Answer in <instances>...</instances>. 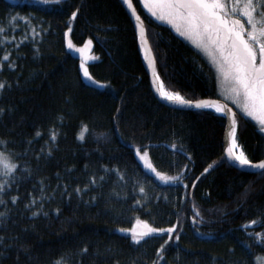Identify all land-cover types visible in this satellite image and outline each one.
I'll use <instances>...</instances> for the list:
<instances>
[{"label":"trees","instance_id":"1","mask_svg":"<svg viewBox=\"0 0 264 264\" xmlns=\"http://www.w3.org/2000/svg\"><path fill=\"white\" fill-rule=\"evenodd\" d=\"M132 2L165 90L179 92L185 100L221 99L214 71L202 55L137 0ZM76 8L78 16L68 20ZM25 15L30 22L19 19ZM0 23L7 29L0 33V56L7 52L16 64L12 69L8 61H0V79L11 83L0 91V139L7 141L15 160L31 168L30 173L17 172L18 180L7 193L18 189L19 197L6 226L0 224V232L12 237L0 241V264H51L62 254L65 264H152L154 259L161 264H260L256 258L264 257V246L249 234L264 230V175L225 162L222 115L170 108L153 96L137 36L119 0H0ZM32 24L48 31L37 40L28 31ZM65 28L75 45L93 39L88 71L106 87L82 79L79 58L66 47ZM228 105L238 120L237 144L254 162L263 159L264 132L252 117ZM81 122L88 126L82 140L76 136ZM37 129L39 136L34 135ZM50 129L57 131L54 146ZM142 146H147L155 170L179 174L183 182L157 181L136 158L134 149L144 150ZM205 168L208 172L202 173ZM90 176L97 177L98 184L90 185L83 199L75 193L64 198L63 185L69 190L77 184L83 187ZM41 179L49 215L39 212L33 218L23 205L30 191L40 195ZM141 186L144 193L139 192ZM93 194L96 200L85 204ZM136 200L142 203L134 204ZM135 218L159 228L179 219V240L169 239L160 257L155 249L168 239L166 233L134 242L117 230ZM247 220L259 222L248 225ZM85 246L87 251L79 252Z\"/></svg>","mask_w":264,"mask_h":264},{"label":"snow or ice","instance_id":"2","mask_svg":"<svg viewBox=\"0 0 264 264\" xmlns=\"http://www.w3.org/2000/svg\"><path fill=\"white\" fill-rule=\"evenodd\" d=\"M59 2V0H57ZM124 4H128L129 0H123ZM156 9H159V18L166 20L171 24L175 31L181 36H184L191 41L193 45L200 48L210 58L212 64L215 66L218 78L222 79L227 85V97L228 99L247 116L252 117L260 125L261 132H264V0H151L150 10L153 15H156ZM79 13V8L73 9L68 16V20L76 18ZM18 13L11 15L8 18V23L11 24L15 21ZM20 20L30 22V17L27 15L19 17ZM139 19V17H137ZM139 36L144 39V30L137 25ZM6 27L3 23H0V33L6 31ZM31 35L37 40L40 39L43 32H47L46 28H39L37 24H32L28 29ZM65 43L69 49L75 48V45L69 39V28H65L63 32ZM13 37H4V39H12ZM25 36L23 39H27ZM0 43H3L0 40ZM91 43L86 39L84 45L80 47L81 54L80 71L85 78H89V71L85 67V57L83 55L85 48ZM32 47L35 49L34 55L39 54V48L35 42ZM11 59L7 52L3 56H0V61H8V67L15 69L16 64L11 62ZM151 64V61H150ZM3 65L0 64V67ZM155 75V73H154ZM159 79V76H156ZM92 83L99 85V81H92ZM11 87V83L5 79H0V91L5 86ZM161 97H165L168 101L175 104H191L197 108H211L215 109L217 113H226L230 117L229 124V142L228 147L225 148L229 159L239 163L240 166L248 168H258L261 170V175H264V159L253 161L248 158L244 151H236L238 147L235 134L237 131L238 120L236 113L233 112L231 107L227 105H221L215 100H185L179 92L165 91L161 86L158 89ZM4 111L3 107H0V113ZM115 118V114H114ZM88 130L86 123L81 122L80 129L76 133L78 139H83L85 132ZM36 136L40 135V130L35 132ZM49 136L51 138L52 145H55L57 139V131L55 129L49 130ZM49 141H45L47 145ZM7 141L0 139V224L6 226L7 218L10 214L11 206H14L18 202V189L17 192L8 196L7 193L11 191V182L18 180L17 172L20 169H24L30 173L31 168L28 164H20L19 161L13 158L11 150L6 148ZM144 147V155L140 156V159L147 158V146ZM175 147V145H173ZM139 155V150H137ZM37 159L40 153H36ZM190 159V154H189ZM19 166V167H18ZM87 167V164H85ZM146 167L155 172L151 164H147ZM104 171H108L107 165H101ZM116 175L119 179L123 180L124 176L119 168L113 166ZM184 169H181L183 172ZM208 169L205 168L204 172ZM156 176L164 181H177L181 180L179 174L176 176H165L163 173L155 172ZM59 176V174H57ZM99 179H103L101 176ZM199 177L197 178V180ZM197 180H192V184L195 185ZM181 182H183L181 180ZM98 178L90 176L88 182L81 187L77 184L74 188L69 190L68 185L65 184L61 188V193H67L65 199H70L72 194L83 199V193L88 191L90 185H97ZM247 188V185L245 186ZM40 195L33 196L32 192L28 193L29 199L24 202V209L29 210L28 215L35 218L37 213L42 212L45 217L49 215L47 211H44L42 197H45V185L41 179L40 183ZM135 190V189H134ZM140 193L145 192V188L141 186L139 188ZM158 195V194H157ZM187 195H191L188 193ZM7 197V198H6ZM46 198V197H45ZM96 194H93L89 200H84L87 204L90 201H95ZM181 199H184V194L181 195ZM9 201L11 205H9ZM39 202V207L37 203ZM134 204L142 203L140 200L133 201ZM52 212L58 213L60 209L52 208ZM196 215H199L197 213ZM264 216V211L261 212ZM191 219L196 220V216ZM258 220H247L246 224L256 225ZM137 225L142 226L141 230H137ZM180 222H174L167 227L154 228L147 221L140 220L139 218L133 223L130 229H118V231H128L131 233V240L136 242L140 241L142 237L152 233H166L168 239H165L162 244L156 247L155 252L163 257L165 251V245L168 244L169 239L179 240ZM243 227V225H241ZM4 239L11 240V236H5L3 232H0V241ZM249 239L259 242L261 246H264V230L253 232L249 234ZM23 247V245H21ZM252 247L251 244L248 245ZM86 246L79 249V252H86ZM66 254H62L51 264H65ZM260 264H264V257H257ZM114 264H119L118 261ZM152 264H161L160 260L154 259ZM237 264H249L248 260L238 261Z\"/></svg>","mask_w":264,"mask_h":264},{"label":"water","instance_id":"3","mask_svg":"<svg viewBox=\"0 0 264 264\" xmlns=\"http://www.w3.org/2000/svg\"><path fill=\"white\" fill-rule=\"evenodd\" d=\"M119 2L121 3L122 7L126 11L128 17L131 21L133 30H134V32L137 36V39L140 43V48L142 49L141 52H142L143 66H144L145 73L147 76L148 85H149L150 91L153 94V96L159 102H161L162 104H164L165 106L170 107V108H174V109H178V110L197 109V107H195L194 105H191V104H175V103H172L171 101H168L165 97L160 96L159 91H158V89H160V87H159L160 79L156 78L157 73L155 70V59H154L152 49L149 45L147 36H146L145 27H144L140 17L138 16V13L136 11V8H135L132 0H129V4L131 5V7H129L128 4H124L123 0H119ZM137 17H139V19H137ZM137 25H139V27L144 30V39L140 38ZM150 61H151V64H150ZM154 73H155V75H154ZM205 99L206 100H215V101L219 102V104H221V105H227L228 107H231L230 105H228L226 102H224L221 99L199 98V100H205ZM196 100H198V99H196ZM192 101H195V100H192ZM233 112H234V110H233ZM221 115L224 118V129L222 132L221 151H222V156H223L225 162L228 165L232 166L233 168H235L239 171H243V172H247V173L260 172L261 170L258 168L243 167V166H240L238 162L229 159L227 152H225V148L228 147V142H229L230 117H228L226 113H222ZM207 169L209 170V168H207ZM202 173H206V172L203 171Z\"/></svg>","mask_w":264,"mask_h":264},{"label":"rangeland","instance_id":"4","mask_svg":"<svg viewBox=\"0 0 264 264\" xmlns=\"http://www.w3.org/2000/svg\"><path fill=\"white\" fill-rule=\"evenodd\" d=\"M138 1V3H139V5L145 10V11H147L148 12V14L151 16V17H153L156 21H158V22H160V23H163V24H166V25H168L177 35H179L181 38H183L184 40H186L196 51H198L201 55H202V57L209 63V65L211 66V68L213 69V71H214V74H215V77H216V81H217V84H218V87H219V96L221 97V100H223V101H225V102H227V103H229V104H231L232 106H234L235 108H236V106L228 99V97H227V95H226V93H227V85L223 82V80L222 79H220V78H218V75H217V72H216V69H215V66L212 64V62H211V60H210V58L207 56V54L205 53V52H203V50L202 49H200V48H197L195 45H193L192 43H191V41L190 40H188L187 38H185L184 36H181L178 32H176L175 31V28L171 25V24H169L166 20H163V19H160L159 18V15H160V11H159V9H156V12H157V14L156 15H153L152 14V11L150 10V3H151V0H137ZM88 40H90L91 41V43L85 48V50H84V53H83V55H84V57H85V67L88 69V63L92 60V57H91V49H92V44H93V39L91 38V37H88L87 38ZM75 45V44H74ZM84 45V43L83 44H81V45H75V48H73V49H69L68 48V46H67V44H66V47H67V49H68V51H70L71 53H74V54H76L77 56H78V58H79V65H80V60H81V54H80V51H79V49H80V47L81 46H83ZM142 50V49H141ZM80 69V68H79ZM80 73H81V77H82V79L86 82V83H89V84H91V85H93V86H95V87H98V88H104V87H106V83L105 82H102V81H99V85H96V84H94V83H92V81H98V80H96L95 78H93L91 75H90V73H89V78H85L84 77V75H83V73L80 71ZM161 82V81H160ZM162 84V83H161ZM163 86V85H162ZM165 89V88H164ZM167 91V90H166ZM196 100V99H195ZM197 109H207V110H211V111H213L212 109H208V108H197ZM214 113H216V114H222V113H217V112H215V111H213ZM256 121V120H255ZM256 123H257V125H258V127H259V129H260V125L258 124V122L256 121ZM239 146V145H238ZM241 149V148H240ZM137 150H139V149H137V148H135L134 149V152H135V155H136V158L138 159V161H139V163L142 165V167L148 172V173H150L151 175H153V177L157 180V181H159L160 183H169V182H171V181H164V180H162V179H160L159 177H157L156 176V174H155V172H158L157 170H155V172H153L151 169H149L148 167H146V165L147 164H151L152 165V163H151V161H150V158H149V155H148V152H147V158L146 159H144V160H142V159H140V156H143L144 155V150H139V155H137ZM242 151V150H241ZM152 168L153 169H155L154 167H153V165H152ZM159 173H161V172H159ZM165 176H170V175H168V174H165V173H163ZM136 219L137 218H135L133 221H132V224L130 225V226H128V227H123V228H118V229H125V230H127V229H130V228H132V226H133V223L136 221ZM140 220H144V219H141V218H139ZM144 221H146V220H144ZM148 222V221H147ZM148 224H150L149 222H148ZM151 225V224H150ZM152 227H154V228H159V227H155V226H153V225H151ZM141 228H142V226H140V225H137V230L139 231V230H141ZM117 229V230H118ZM119 232H121V233H123V234H125V235H127V236H129L130 238H131V233L130 232H128V231H119ZM152 234H158V233H152ZM148 235H151V234H148ZM148 235H146V236H148ZM256 260H257V258H256ZM258 261V260H257Z\"/></svg>","mask_w":264,"mask_h":264},{"label":"bare ground","instance_id":"5","mask_svg":"<svg viewBox=\"0 0 264 264\" xmlns=\"http://www.w3.org/2000/svg\"><path fill=\"white\" fill-rule=\"evenodd\" d=\"M139 42V41H138ZM139 45H140V43H139ZM163 84H161V82H159V87L161 88V86H162ZM163 87V86H162ZM163 89H164V87H163ZM165 90V89H164ZM166 91V90H165ZM208 109H211V108H208ZM213 111H215V109H212ZM216 112V111H215ZM221 115V114H220ZM238 145V144H237ZM236 151H241V149H240V147L238 146L236 149H235Z\"/></svg>","mask_w":264,"mask_h":264}]
</instances>
